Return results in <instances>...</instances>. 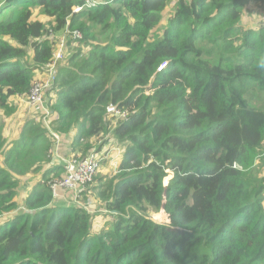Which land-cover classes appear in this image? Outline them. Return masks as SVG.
I'll return each instance as SVG.
<instances>
[{"label":"trees","instance_id":"obj_1","mask_svg":"<svg viewBox=\"0 0 264 264\" xmlns=\"http://www.w3.org/2000/svg\"><path fill=\"white\" fill-rule=\"evenodd\" d=\"M251 1L97 0L74 12L85 0H0V106L30 93L53 55L50 29H78L68 48L90 46L58 67L48 126L35 109L41 120L9 147L0 133V264H264V29L243 23ZM116 143L119 165L92 188L114 219L96 231L86 206L58 204L49 182L64 166L49 151L83 158Z\"/></svg>","mask_w":264,"mask_h":264},{"label":"rangeland","instance_id":"obj_2","mask_svg":"<svg viewBox=\"0 0 264 264\" xmlns=\"http://www.w3.org/2000/svg\"><path fill=\"white\" fill-rule=\"evenodd\" d=\"M176 0H171L169 7H173L175 5ZM256 0H252L249 5L246 7V10L244 11V16H243V23L245 27H256L259 26L260 24V19H261V11L263 8L264 0L262 2V6L258 3V1L253 2ZM35 18L36 19H47L43 13L40 12L39 8H35ZM170 11L165 12V15L168 16ZM162 20L161 24L157 26L156 33L162 34V31L164 27H166V17ZM250 17H252L250 19ZM50 22V21H49ZM49 22L46 24L48 25ZM49 35V33L45 34V37ZM90 46H83V43H77L74 45H71L70 48H67L65 51L64 58L61 59V64H63L68 57L73 53L75 50L83 49V51H88ZM27 62H30L29 64L33 63L32 62V52H28L27 56ZM67 62V61H66ZM36 83L34 84L33 88L35 85L43 80L46 75H42V72L40 70L36 71ZM31 89L30 93L25 96V97H11L7 100V104L5 106H0V133L4 135V137L7 139L8 142V147L9 145L17 140V138L20 135V130L21 127L27 122L30 121L28 119H37L38 121L41 120L39 115H34V110L32 106L30 107L29 99L31 98ZM117 147L119 149L112 150L105 155H107V158L102 161V165L98 169L96 175L94 176L93 181L86 187V191L84 192L83 195H80L79 200L77 203L73 202V194L70 193L69 191L65 190H60L59 193L61 194L60 197L65 198L67 200V206L74 205H87V207L94 213L93 215V227L96 231L104 228H108L114 217L111 216L107 211H105L100 202H98V198L96 197V191L92 190L93 186L96 184V177H99L102 175V178L107 179L110 177L111 174L114 173L117 163H119L122 154L124 152V147L119 146L116 144L114 145H109L107 147H104L103 151H109L111 148ZM119 150V151H118ZM102 151V152H103ZM119 152V154H118ZM118 154V157H115V155ZM63 165V164H62ZM256 172V175L258 178H263L264 179V161L257 160L256 167L254 169ZM172 175H170L171 177ZM58 178V177H56ZM34 181L33 183H35ZM22 183V182H21ZM87 203V204H86ZM97 211V212H96ZM158 214V215H157ZM154 220L161 222V223H169L170 219L167 221V214H162L160 212H157L153 214ZM169 217V216H168ZM1 219V218H0Z\"/></svg>","mask_w":264,"mask_h":264},{"label":"built area","instance_id":"obj_3","mask_svg":"<svg viewBox=\"0 0 264 264\" xmlns=\"http://www.w3.org/2000/svg\"><path fill=\"white\" fill-rule=\"evenodd\" d=\"M96 3L97 0H85L84 3L79 4L74 8V12H80L82 9L93 6ZM261 26L264 29V4L261 17ZM48 33L49 35H47L45 38H49L55 41L53 55L50 61L44 66V68L40 70L42 72V75H46V77L43 80L39 81L34 88L32 87L33 90L31 93V98L29 99V106H32L36 110L40 109L38 111H41V113L43 114L42 119L47 126L49 123V118L52 116L53 112L46 106L45 92L55 83L57 69L61 64V59L64 58L66 49L68 48V40L70 38L79 40L83 36L80 30H70V28L68 27L61 31V34H58V32H55L53 29H50ZM161 68H163V65L161 66ZM36 80L34 84L36 83ZM50 131L56 137V145L58 146L60 142L59 135L52 131L51 128ZM115 149L119 148L113 147L109 151L106 150L103 153H99L98 150L94 149L83 158H76L71 156L64 157L59 154L57 147L50 149L49 153L51 154V157H53L56 161L61 162L64 166L63 175L58 178H52L49 182L54 197H60V190L69 191L73 194V202L77 203L80 195L93 181L94 176L102 165V161L107 158V155L105 154ZM118 154H116L115 157H118ZM83 206L87 207V205Z\"/></svg>","mask_w":264,"mask_h":264},{"label":"crops","instance_id":"obj_4","mask_svg":"<svg viewBox=\"0 0 264 264\" xmlns=\"http://www.w3.org/2000/svg\"><path fill=\"white\" fill-rule=\"evenodd\" d=\"M262 11H263V8H262ZM262 11H261V13H260V15L262 14ZM45 16V15H44ZM47 19H39L40 21H43V22H45V23H47V22H49L50 21V18L48 17V16H45ZM34 18H35V11H34ZM252 17H250V19H251ZM261 20V19H260ZM260 24H261V21H260ZM259 24V25H260ZM58 34H61V32H58ZM17 97V96H16ZM21 98V97H20ZM2 159V158H1ZM1 162H3V161H1ZM120 162V161H119ZM52 163H55L54 161H52ZM119 165V163L117 164V166ZM21 180V179H20ZM22 183H20L21 184V186H20V191H19V196H18V201H20L19 199L25 194V188H24V185H23V183L24 182H26L25 180L23 181H21ZM26 187H27V185H26ZM29 188V187H28ZM22 201V200H21ZM20 201V202H21ZM57 202H58V204H60V205H66L67 204V200L65 199V198H62V197H59V199H57ZM9 215H7V216H3V217H1L2 218V220H5V219H7V217H8Z\"/></svg>","mask_w":264,"mask_h":264}]
</instances>
